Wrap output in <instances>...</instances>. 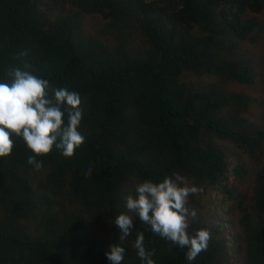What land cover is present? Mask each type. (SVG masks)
<instances>
[{"label": "trees", "instance_id": "trees-1", "mask_svg": "<svg viewBox=\"0 0 264 264\" xmlns=\"http://www.w3.org/2000/svg\"><path fill=\"white\" fill-rule=\"evenodd\" d=\"M260 15L264 0H0V76L26 53L80 92L86 133L67 157H38L39 171L22 139L0 157V264H110L125 198L174 171L202 189L190 230L212 232L193 264H264V98L247 90L260 76L240 48L261 36ZM133 220L123 264H140L137 230L156 264H188Z\"/></svg>", "mask_w": 264, "mask_h": 264}, {"label": "clouds", "instance_id": "clouds-1", "mask_svg": "<svg viewBox=\"0 0 264 264\" xmlns=\"http://www.w3.org/2000/svg\"><path fill=\"white\" fill-rule=\"evenodd\" d=\"M25 56L20 53L16 58L18 66L0 76V157L11 156L15 139H22L32 153L27 163L39 171L44 164L38 157L53 152L67 157L84 138L83 104L79 91L53 86ZM92 167L89 162L84 173L91 172ZM201 191L181 171L158 180L144 178L137 182L134 195L125 198L127 211L116 215L113 222L120 232L119 242L110 245L106 252L110 264H123V241L136 228L133 217L172 246L187 249L185 258L193 264L201 252L207 251L212 239L208 228L190 230L198 212L189 207V200ZM133 247L140 264H156L154 251L145 245L143 231H136Z\"/></svg>", "mask_w": 264, "mask_h": 264}, {"label": "rangeland", "instance_id": "rangeland-1", "mask_svg": "<svg viewBox=\"0 0 264 264\" xmlns=\"http://www.w3.org/2000/svg\"><path fill=\"white\" fill-rule=\"evenodd\" d=\"M260 20L263 23V29L261 32V36L257 39L256 42L251 43L250 41H245L240 45L241 51L245 54H249L250 57L252 58L251 61V67L254 70V72L256 71L257 75H259L260 77L257 78V81L255 83H253L252 85H250V87L247 88L248 92L251 93L253 96L258 97L259 102L261 103L260 99L264 98V91H262V89H264V82L262 79V71L264 72L263 68H264V15H260ZM93 21L95 22V27L96 28H102L103 26L101 25V20L99 21V18L97 19H93ZM239 48V50H240ZM198 81V78H196V82ZM224 86H228L231 88H236V89H244L245 86L239 85L236 82H230L227 81L225 83H222ZM258 159L255 160V162H257ZM255 167V169L258 167L257 164L253 165ZM241 191L247 194H250L252 191V186H245V185H241ZM234 203V202H233ZM235 212H237L238 214L240 213V210L236 209ZM233 229L230 228V232H232ZM99 232L101 234H105L106 236H111L112 234V230H110L109 228L107 229H103V230H99Z\"/></svg>", "mask_w": 264, "mask_h": 264}]
</instances>
